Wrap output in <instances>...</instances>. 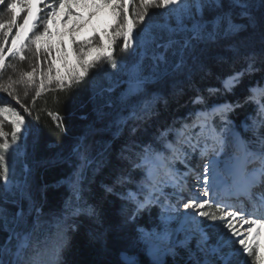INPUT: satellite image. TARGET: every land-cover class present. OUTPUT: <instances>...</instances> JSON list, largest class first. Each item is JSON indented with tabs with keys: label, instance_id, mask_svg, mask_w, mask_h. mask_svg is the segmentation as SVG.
I'll use <instances>...</instances> for the list:
<instances>
[{
	"label": "snow or ice",
	"instance_id": "1",
	"mask_svg": "<svg viewBox=\"0 0 264 264\" xmlns=\"http://www.w3.org/2000/svg\"><path fill=\"white\" fill-rule=\"evenodd\" d=\"M74 2L108 9L109 19L91 36L68 37L74 64L61 41L64 71L53 73V46L41 41L51 35L48 25L60 9L76 15L69 0L45 5L39 32L31 0H0V81L6 68L16 70L8 58L28 59L25 41L37 61L41 51L48 57L38 85L35 66L0 82V93L23 109L0 97V264H60L67 231L81 223L98 252L117 256L101 264H138L131 249L145 252L151 264H166L168 256L177 264L181 252L183 264H247L245 257L264 264L256 240L257 226L264 228V0ZM43 3L36 0L38 12ZM118 41L127 60L115 55ZM104 64L113 71L88 84L92 119L69 142L49 143L54 150L42 151L41 133L25 114L31 115L46 87L73 93L68 104L85 107L74 90ZM17 85L25 100L34 91L30 103L21 100ZM173 103L192 110L183 120L162 123ZM237 110H246L239 126L231 118ZM49 115L67 135V117ZM196 153L200 163L193 166ZM44 174L60 178L47 183ZM59 188L64 191L53 211L50 190ZM153 207L159 208V225L147 229L139 220Z\"/></svg>",
	"mask_w": 264,
	"mask_h": 264
},
{
	"label": "trees",
	"instance_id": "2",
	"mask_svg": "<svg viewBox=\"0 0 264 264\" xmlns=\"http://www.w3.org/2000/svg\"><path fill=\"white\" fill-rule=\"evenodd\" d=\"M119 44L117 43L115 55L119 59L117 55ZM28 59L25 61H19V60H7V63L9 64H15L16 70L15 72L10 67L6 68L3 73L2 80H6V77L9 78L11 76L13 79H18L19 74L22 71H27L28 67L33 66L36 67V77L37 75H40L41 72L45 69L44 63H43V56L40 54V60L37 61L33 55L29 56L26 55ZM111 72L113 71L111 68H109L106 64L103 65V68L101 69L100 66L97 68H94L90 70L88 78L79 85L75 90V95L77 97L78 101L84 102L85 107L81 108L78 105L70 106L68 104V99L70 95L73 93L70 92H60V91H50L48 90V87L42 92L41 97L37 98L35 101L34 106L32 107V113L31 115H28L26 117V120L29 121L28 118H31L33 121L34 129H38L42 136V142H41V150L42 151H52L54 149H49L48 144H56L60 145L63 143H67L71 140V138L75 135L80 134L84 126L89 123V121L92 119L91 117V105L87 104L88 99V84L94 77H102L103 72ZM2 82V81H0ZM37 85L39 84V80L36 82ZM17 90L20 94L21 100H23L25 103L31 102V97L34 95L33 90H29V96L27 100H25L23 96L24 88L21 85H17ZM54 87V86H49ZM0 97H3V99L6 101L5 97H7L6 94L0 93ZM9 98V97H8ZM11 99V98H10ZM187 99V97H185ZM14 103L15 101L11 99ZM7 102V101H6ZM9 104H12L11 101L7 102ZM183 103V101H182ZM15 107H17L16 104H12ZM192 110V106L187 107H181L176 104H171L170 107L164 111L163 113V120L162 123H172L173 120H183L185 117H187L189 111ZM247 111H250L248 109ZM49 112L58 114L59 116L67 117L65 120V123L68 128L67 135H65L64 131L56 127V121L53 119L52 116L49 115ZM82 114H88L89 119L88 120H81L80 116ZM246 114V110H237V113L232 115V119L235 121L236 125L239 126L240 122L244 119ZM39 118V119H37ZM194 118V117H193ZM177 127H179V124H177ZM5 131L10 132V126L5 125ZM242 131V130H241ZM247 136V133L244 134ZM9 159L13 162H15L17 170H19L20 164L19 161L15 156H10ZM60 176L53 175V174H44L42 176V179L47 183H54L57 179H59ZM137 179L139 176L137 175ZM103 179L102 176H98L97 180ZM133 190L135 189V185H130ZM63 188L59 189H53L50 190V198H52V203L54 204L53 211H56L59 208V203L55 200V197H58L61 192H63ZM115 199V198H113ZM120 201L117 199L115 202V205H113V210L117 209L119 206ZM45 211H48V208H45ZM158 212V208L153 207L151 210V214L145 213L142 218L139 220V223L145 227L148 228L149 225L147 224V219L156 217ZM83 220V218H80ZM51 243H58V238L55 235L56 229H51ZM3 233H0V239L3 238ZM54 240V241H53ZM130 251L135 252L136 258L138 261V264H149L145 252L140 251L138 249H131ZM117 259V256L115 254L112 255H103L100 252H98L97 248L89 243L87 235H86V228L84 223H81V226L79 230L67 231V242L65 244V247L62 251L61 257H60V264H101L102 261L112 260L115 261ZM166 261V264H174L171 260L168 258H164ZM177 264H183L181 262H177Z\"/></svg>",
	"mask_w": 264,
	"mask_h": 264
},
{
	"label": "rangeland",
	"instance_id": "3",
	"mask_svg": "<svg viewBox=\"0 0 264 264\" xmlns=\"http://www.w3.org/2000/svg\"><path fill=\"white\" fill-rule=\"evenodd\" d=\"M53 2L58 4L59 0H44V3L39 6V12H38V8L36 6V0H31V3L33 5V7H32L33 15L34 16H36L37 14L39 15V20L37 21V27L35 29L36 32L43 31V27H44L43 20L47 18V12L49 11V9L45 5L48 3H53ZM69 6H70L71 12L75 13L76 15H66V13L69 11L68 8L60 9L58 11L57 16L52 18L53 22L48 25V28H49L51 35L48 37H45L44 40L41 41L42 47L44 46L45 43H50L53 46L51 58L49 60V62L56 61V63L53 65V73H55L57 68H60L62 73L64 71L62 66H61L60 61L58 60V55H59L58 50L60 48V42L61 41L64 42V46H65L66 51L68 53V62L70 64H74L75 63V57L72 55V45L70 44L68 37L72 36V37L76 38L77 40H81V39H84L88 36H91L93 28H96V29L103 28V26L108 22V19H109L107 13L110 10H108V9L93 8L90 6L89 3H84V2L76 3V2H74V0H69ZM157 11L158 10H156V9L150 10V15L152 16L153 19L157 18L153 15ZM93 13L95 15H93ZM3 15H4V10H3V8H0V16H3ZM147 19L148 18L146 17V20ZM20 23H22V20L20 21ZM140 27H143V25H140ZM14 34H15V30H13V35ZM27 35L31 36V32H29ZM10 43H11V41L9 40V44ZM117 43L120 44L119 41ZM34 50L35 49L33 46V52H34ZM24 53H25V55H29V56L33 55L32 52L28 51L27 41H25ZM116 53H117L119 59H125V60L128 59V53L127 52H121L120 47H118V50ZM40 54L43 56L44 60L48 59V57L46 56V54L43 51H41ZM8 59L9 60H19L18 58H16V59L8 58ZM44 66H45V69L43 70V72H46L47 71V64H44ZM31 70H32L31 66L28 67L27 71H31ZM35 80H36V82L38 80H40V75H37V78ZM7 81H8V77H6V80H2V82H7ZM5 99L7 102L11 101L12 104H15L10 98L5 97ZM16 108L19 111H21V113H23V109L19 108V105H17ZM25 116L28 117L27 114H25ZM28 119H29V121L26 120L27 123L34 129L32 119L31 118H28ZM217 123H219V121H217ZM247 136H250V134H247ZM193 163H196V164L200 163L199 153L195 154V158L193 159ZM196 164H194V166ZM221 168H223V165H221ZM169 189L170 188H166L165 191H168ZM228 193L230 194L231 192L229 191ZM229 194H227V196ZM158 215H159V208H158V212H157L156 217L147 219V224L149 225V227L147 229H151V228L159 225ZM175 226L176 225L174 223L173 227H175ZM256 230H258L260 233L259 236L256 237V240L260 244L259 252L261 254H264V229H260L257 227ZM214 240H215V237H213V241ZM55 244L56 243H54V242L52 243V245H55ZM145 256H146L148 263L151 264V257L149 255H147L146 253H145ZM182 257H183V253L181 252V255L176 257L175 261L183 263ZM165 258H168L169 260L174 262V259L171 256H168ZM245 259L247 260V264H253V262H254V257H245Z\"/></svg>",
	"mask_w": 264,
	"mask_h": 264
},
{
	"label": "bare ground",
	"instance_id": "4",
	"mask_svg": "<svg viewBox=\"0 0 264 264\" xmlns=\"http://www.w3.org/2000/svg\"><path fill=\"white\" fill-rule=\"evenodd\" d=\"M231 193H232V192H231ZM223 194H224L226 197L229 196V195L227 196V194H229L228 192H224ZM180 209H181V211H183L182 203H181V205H180ZM244 227H247V226L245 225ZM257 227L260 228L259 226H257ZM260 229H264V228H260Z\"/></svg>",
	"mask_w": 264,
	"mask_h": 264
}]
</instances>
